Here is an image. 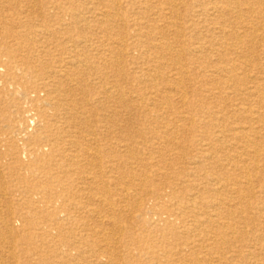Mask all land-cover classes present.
<instances>
[{"label":"bare ground","instance_id":"bare-ground-1","mask_svg":"<svg viewBox=\"0 0 264 264\" xmlns=\"http://www.w3.org/2000/svg\"><path fill=\"white\" fill-rule=\"evenodd\" d=\"M140 1L0 0V264H264V0Z\"/></svg>","mask_w":264,"mask_h":264},{"label":"rangeland","instance_id":"rangeland-1","mask_svg":"<svg viewBox=\"0 0 264 264\" xmlns=\"http://www.w3.org/2000/svg\"><path fill=\"white\" fill-rule=\"evenodd\" d=\"M94 1L96 2V1H102V0H94ZM112 1L113 0H105V2H107V3H109V2L111 3ZM121 1L125 4L123 10L126 11V15H128L129 14L128 8H130L129 7L130 5L128 4L127 0H121ZM140 2L142 4L145 3L144 0H141ZM179 10L181 12L182 7H180ZM123 21H124V23L122 24V26L124 27V29H126L128 31V29H127L128 27L126 26V24L127 23H128L127 25L130 24L129 17L126 16L125 20H123ZM37 23L40 24L39 21L36 20V26L34 25L33 28L31 27L32 29H30V30H27L26 28H23V27L15 28L16 31H21L22 34H24L22 36L23 39L21 37H15L14 39H13V37H8V35H7L8 33H6L5 31L8 29V27H15V26H11V25H15V24L14 23L9 24V25H8V23L4 24V28L0 27V38L4 37L2 40L6 41V43H8V44H14L16 42L18 43L19 41L24 40L21 44L22 45L21 49H40V48L41 49H56V46H54V45H57V43H60L62 41V39H58V38L52 39L50 37L49 41L46 42L45 38L42 35H38L35 32V30L38 29V27H39V26H37ZM111 28L114 29L115 27H111ZM114 30H117V29L115 28ZM114 30H107V32L101 31L98 29L92 30L93 31V34L91 37L92 41H90L87 45L83 46V48H82V46L81 47L78 46L77 49H111L110 47L112 46V44H115V42L117 41V36H114V35H116V33H115L116 31H114ZM123 35H124V33H123ZM172 36L173 35L170 36L169 40H170V43L174 46V49H182V47H184V45L186 43H188V40L190 39L188 30L184 31V36L179 41H176L175 39L173 41ZM25 39H27V40H25ZM94 41H97L98 45H96V43H94ZM68 44L70 45V44H72V42H69ZM138 49H146V48L141 47ZM106 76H108V79L110 82H114L117 79L116 74L114 75L113 70L111 71L110 68L106 69ZM176 152H178V151L176 150Z\"/></svg>","mask_w":264,"mask_h":264}]
</instances>
